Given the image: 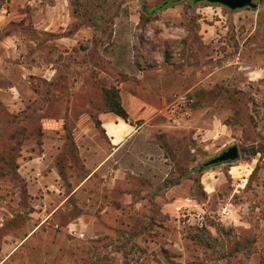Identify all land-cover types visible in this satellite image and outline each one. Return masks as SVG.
I'll return each instance as SVG.
<instances>
[{
    "label": "rangeland",
    "instance_id": "1",
    "mask_svg": "<svg viewBox=\"0 0 264 264\" xmlns=\"http://www.w3.org/2000/svg\"><path fill=\"white\" fill-rule=\"evenodd\" d=\"M163 1L0 0V264H264V0Z\"/></svg>",
    "mask_w": 264,
    "mask_h": 264
},
{
    "label": "built area",
    "instance_id": "2",
    "mask_svg": "<svg viewBox=\"0 0 264 264\" xmlns=\"http://www.w3.org/2000/svg\"><path fill=\"white\" fill-rule=\"evenodd\" d=\"M196 105L195 97L188 92L174 94L172 100L164 107V116L173 123H180L190 117Z\"/></svg>",
    "mask_w": 264,
    "mask_h": 264
},
{
    "label": "water",
    "instance_id": "3",
    "mask_svg": "<svg viewBox=\"0 0 264 264\" xmlns=\"http://www.w3.org/2000/svg\"><path fill=\"white\" fill-rule=\"evenodd\" d=\"M206 1L208 3L220 4L232 10L242 9L246 7H256L254 0H194ZM240 157V149L237 145H232L226 150L222 151L217 156L204 163L205 166H212L214 164L229 162L237 160Z\"/></svg>",
    "mask_w": 264,
    "mask_h": 264
},
{
    "label": "trees",
    "instance_id": "4",
    "mask_svg": "<svg viewBox=\"0 0 264 264\" xmlns=\"http://www.w3.org/2000/svg\"><path fill=\"white\" fill-rule=\"evenodd\" d=\"M177 0H164L157 6L152 8V11H157V10H163L168 7H170L174 2ZM105 101H106V106L108 108V111L115 113L119 117L123 118L125 121L129 119V113L124 107L122 103V98L120 95V90L116 86L110 87L105 90ZM263 148L260 147H253L251 152L256 155L260 151H262ZM240 157L237 159L239 160ZM234 160V161H237ZM234 161H229V162H234ZM226 163V162H224ZM220 164V163H219ZM215 165V164H214Z\"/></svg>",
    "mask_w": 264,
    "mask_h": 264
},
{
    "label": "crops",
    "instance_id": "5",
    "mask_svg": "<svg viewBox=\"0 0 264 264\" xmlns=\"http://www.w3.org/2000/svg\"><path fill=\"white\" fill-rule=\"evenodd\" d=\"M118 118H119L118 115H116L115 113L109 112V113L105 114V116L103 117L104 124L106 121H110V120L115 121ZM109 131L111 132V134H110L111 145H113V148H115L114 151H116V150L120 149L122 147V145L124 144V141L121 139L123 135H121L118 138V137H116V135L119 133L117 132L116 129L112 130V128H109Z\"/></svg>",
    "mask_w": 264,
    "mask_h": 264
}]
</instances>
